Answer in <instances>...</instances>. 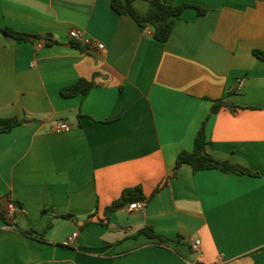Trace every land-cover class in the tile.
<instances>
[{"label":"crops","instance_id":"obj_1","mask_svg":"<svg viewBox=\"0 0 264 264\" xmlns=\"http://www.w3.org/2000/svg\"><path fill=\"white\" fill-rule=\"evenodd\" d=\"M110 1L0 0L1 28L39 35L0 32V118L21 121L0 133L2 210L15 207L0 264H264V0H161L204 10L185 8L163 43ZM73 29L105 52L71 46ZM80 79L86 95L62 96ZM216 100L232 107L211 114ZM203 121L206 153L256 175L174 172ZM135 186L158 191L107 217Z\"/></svg>","mask_w":264,"mask_h":264},{"label":"trees","instance_id":"obj_2","mask_svg":"<svg viewBox=\"0 0 264 264\" xmlns=\"http://www.w3.org/2000/svg\"><path fill=\"white\" fill-rule=\"evenodd\" d=\"M134 0H111L110 8L118 15H128L130 16L139 27L146 28L150 27L153 31V37L158 42H165L168 40L173 23L177 19L183 10L188 7L195 8L199 14L204 13V10L196 5L190 3H183L179 5L166 4L161 0H143L148 3V11L145 15L139 13L133 6ZM0 32L12 39L16 40H30L31 38H38L39 35L27 34L23 32L16 31L12 28L0 27ZM70 45L81 49L78 42L72 41ZM83 50V49H82ZM254 55L264 60L263 51H254ZM93 84L91 81L86 79H80L77 82L65 86L61 89V94L64 97H73L76 95H86L92 88ZM222 106L232 107L230 103L222 100H216L213 102L211 107V114L216 113ZM21 123L15 117L11 118H0V133H6L12 130L14 127ZM206 121H203L196 132L193 140V146L190 151H181L177 154L174 166V172H176L179 167L183 164L189 165L193 171L199 170H219L224 173H235V174H246V175H256L249 169L234 165L228 161H220L214 159L212 156L206 153L205 147L208 142V136L206 132ZM158 188L150 195L146 196L140 186L126 188L121 192L120 197L113 201L110 206L105 210V215H108L121 207L133 203L136 201H145L150 199ZM19 206V205H16ZM0 217L4 220L7 219L6 212L2 210V203L0 200ZM140 233L147 235L151 238H157L160 242H166L167 239L161 235H157L153 232L151 227L143 228ZM27 234L31 235L32 231H27Z\"/></svg>","mask_w":264,"mask_h":264},{"label":"built area","instance_id":"obj_3","mask_svg":"<svg viewBox=\"0 0 264 264\" xmlns=\"http://www.w3.org/2000/svg\"><path fill=\"white\" fill-rule=\"evenodd\" d=\"M69 37L84 46L87 47H92L96 49L98 52L102 53L105 52V46L103 43L96 42L89 37L84 36L83 32L78 30V29H73L69 32ZM69 129V125L66 122H57L52 125V130L55 132H63ZM126 208L129 212H134V211H140L143 210L144 208V201H136L133 203H129L126 205ZM14 209L12 205H8L5 209L6 216L7 218H11L14 214ZM77 237V232H73L68 238L67 241L69 243L73 242ZM191 248L192 250L199 252L200 248V240L199 239H192L191 240Z\"/></svg>","mask_w":264,"mask_h":264}]
</instances>
